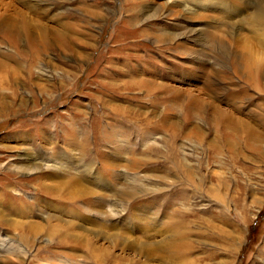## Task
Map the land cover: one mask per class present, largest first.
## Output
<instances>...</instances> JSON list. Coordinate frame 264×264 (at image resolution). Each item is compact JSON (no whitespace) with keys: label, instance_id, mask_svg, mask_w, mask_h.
<instances>
[{"label":"rangeland","instance_id":"obj_1","mask_svg":"<svg viewBox=\"0 0 264 264\" xmlns=\"http://www.w3.org/2000/svg\"><path fill=\"white\" fill-rule=\"evenodd\" d=\"M258 13L0 0V264H264Z\"/></svg>","mask_w":264,"mask_h":264},{"label":"bare ground","instance_id":"obj_2","mask_svg":"<svg viewBox=\"0 0 264 264\" xmlns=\"http://www.w3.org/2000/svg\"><path fill=\"white\" fill-rule=\"evenodd\" d=\"M257 17L263 18L264 17V13H258ZM259 22V21H258ZM246 68V67H245Z\"/></svg>","mask_w":264,"mask_h":264}]
</instances>
